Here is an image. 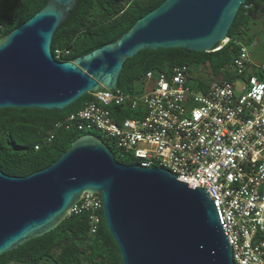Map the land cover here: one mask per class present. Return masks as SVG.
Wrapping results in <instances>:
<instances>
[{"label":"water","instance_id":"obj_1","mask_svg":"<svg viewBox=\"0 0 264 264\" xmlns=\"http://www.w3.org/2000/svg\"><path fill=\"white\" fill-rule=\"evenodd\" d=\"M79 1L49 0L0 38V110L61 112L87 94L114 92L125 62L144 51L212 52L228 39L248 0H166L116 42L59 62L53 36ZM84 192L100 195L123 264H234L205 189H191L166 169L120 164L92 135L31 175L9 176L0 169V256L56 229Z\"/></svg>","mask_w":264,"mask_h":264},{"label":"built area","instance_id":"obj_2","mask_svg":"<svg viewBox=\"0 0 264 264\" xmlns=\"http://www.w3.org/2000/svg\"><path fill=\"white\" fill-rule=\"evenodd\" d=\"M138 1L142 0L130 3ZM244 7L248 13L255 4ZM255 11L254 17L264 25V3ZM3 31L0 24V37ZM258 45L257 41L239 44L232 65L236 75L245 78L239 96L236 82L223 77L206 91H194L190 68L180 66L171 74L149 72L143 85L152 82L153 89L142 96L118 88L90 93L92 101L55 125V130L86 134L97 130L136 165L166 169L191 189H205L215 203L234 264H264V63L255 62L250 51ZM52 53L63 62L71 52L58 48ZM111 106L132 111L143 107L145 112L137 119L117 120ZM54 137L51 132L46 141ZM101 202L100 195L84 192L68 217L87 213L94 235Z\"/></svg>","mask_w":264,"mask_h":264},{"label":"trees","instance_id":"obj_3","mask_svg":"<svg viewBox=\"0 0 264 264\" xmlns=\"http://www.w3.org/2000/svg\"><path fill=\"white\" fill-rule=\"evenodd\" d=\"M165 1L142 0L130 3V0H80L74 12L55 32L52 51L68 49L70 56L62 60L74 62L116 42L139 19ZM48 3L49 0H0V24L4 28L0 38L10 35ZM251 3L255 4V8L248 13L244 6L240 9L228 33L229 42L220 50L210 53L189 52L186 49L141 52L125 62L117 88L124 90L125 94L131 93V96L139 95L140 91L135 90L137 84L144 87V79L149 72L171 74L174 68L187 66L191 75L193 67L209 63L217 76V70L232 67L240 50L239 44L250 45L254 42L250 37L251 26L257 23L255 10L264 0H248L245 5ZM213 81L202 83L199 91H206ZM84 97L87 101L72 113L80 111L93 100L91 94ZM110 110L117 120L128 119L130 116L137 119L142 114L139 109L132 111L124 106H111ZM52 114L51 111L39 109L0 110V169L4 174L25 177L43 170L65 154L73 142L82 137L80 134L90 135L65 128L55 130L60 117L53 118ZM51 132H54L55 137L48 143L46 139ZM37 146H40L38 150ZM109 147L118 163L137 164L133 159H126L128 156L122 157L114 144ZM98 216L100 224L94 235L90 233L87 213L72 215L50 233L0 256V264H123L120 250L108 233L103 210L98 212Z\"/></svg>","mask_w":264,"mask_h":264},{"label":"rangeland","instance_id":"obj_4","mask_svg":"<svg viewBox=\"0 0 264 264\" xmlns=\"http://www.w3.org/2000/svg\"><path fill=\"white\" fill-rule=\"evenodd\" d=\"M256 18V17H255ZM256 22V21H255ZM251 32H250V37L254 39V41H257L259 43L258 47L255 48H250V51L252 52V56L255 62L258 61V63H264V25L263 23H256L255 26H251ZM191 75H190V82L189 85L194 91H199L201 89V84L202 83H210L212 79L214 80H219L221 81V78L223 77L224 80L228 81H233L236 82V94L239 96L242 93V88L245 85V78L244 77H238L235 72V68L232 67H225L223 69L217 70L216 74L217 76L214 75L213 70L210 66L209 63L206 64H201V65H196V67H193ZM145 80V79H144ZM153 83L150 82L147 84V87H142V85L135 86V90L137 92L140 91V96H142L144 93L149 92L153 89ZM124 91V90H122ZM131 95V93H128ZM127 94V95H128ZM80 100V99H79ZM74 103V106H70L68 109L61 111V112H53V118L60 117L58 120L59 123H63L73 111L77 110L80 105L85 103L87 101V98L82 97V99ZM190 109V108H189ZM140 113H144V108L140 107L139 108ZM134 115V114H132ZM139 117V116H138ZM128 119L132 120L134 119L133 116L128 117ZM83 137V134H80ZM90 135L95 136L102 140L107 146L113 145L112 141H108L107 137L103 135L102 133L98 132L97 130H92L90 131ZM81 138V137H80ZM110 148V147H109ZM130 158V159H129ZM126 159L132 161V157L128 156ZM135 162V161H134ZM159 168V167H158ZM33 240V239H32ZM31 241V240H30ZM16 250V249H15ZM12 252V251H11Z\"/></svg>","mask_w":264,"mask_h":264},{"label":"clouds","instance_id":"obj_5","mask_svg":"<svg viewBox=\"0 0 264 264\" xmlns=\"http://www.w3.org/2000/svg\"><path fill=\"white\" fill-rule=\"evenodd\" d=\"M245 4H246V3H245ZM256 22H257L258 24H259V23H262V22H260V21H258V20H256ZM228 39H229V38H228ZM228 42H229V41H228ZM228 42H227V43H228ZM227 43H226V44H227ZM226 44H224V45H226ZM221 45H222V44H221ZM224 45H223V46H224ZM223 46H222V47H223ZM222 47H221V48H222ZM221 48H220V49H221ZM220 49H219V50H220ZM215 50H216V49H215ZM213 51H214V50H213ZM213 51H212V52H213ZM209 53H210V52H209ZM69 62H70V61H69Z\"/></svg>","mask_w":264,"mask_h":264}]
</instances>
